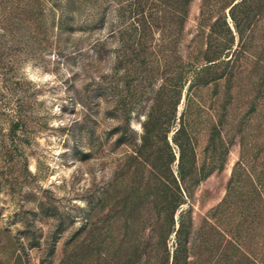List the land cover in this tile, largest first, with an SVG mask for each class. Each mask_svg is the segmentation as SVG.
Segmentation results:
<instances>
[{"label":"rangeland","instance_id":"rangeland-1","mask_svg":"<svg viewBox=\"0 0 264 264\" xmlns=\"http://www.w3.org/2000/svg\"><path fill=\"white\" fill-rule=\"evenodd\" d=\"M201 4L193 0L189 6L183 58L197 45L188 48ZM91 8L79 0H0L5 67L3 76L0 72V264H60L64 259L87 264L78 244L81 230L87 217L96 221L101 216L103 189L130 153L120 136L126 131L138 142L142 136L151 90L123 115L119 103L124 101V109H129L130 98L124 80L118 81L124 73L113 70L117 40L108 38L116 21L114 5L106 2L97 13ZM225 14L232 27L228 9ZM94 41L99 46L93 47ZM159 85L157 80L153 90ZM185 91L186 87L166 138L157 145L169 156L173 173L179 158L173 136L185 107ZM201 95L207 98L209 92ZM192 111L186 121L192 138L185 159H194L199 168L208 163L204 151L211 116L199 106ZM239 156L238 145L230 147L223 170L194 189L193 231L228 193ZM256 164L260 175L261 160ZM129 179L119 178L120 190ZM242 186L240 205L231 200L224 224L211 235L206 264H264V186L259 189L255 177L244 179ZM188 208L182 204L175 220ZM173 242L171 234L170 261ZM91 255L90 264H95L97 253ZM191 256L193 262L202 261Z\"/></svg>","mask_w":264,"mask_h":264},{"label":"trees","instance_id":"trees-1","mask_svg":"<svg viewBox=\"0 0 264 264\" xmlns=\"http://www.w3.org/2000/svg\"><path fill=\"white\" fill-rule=\"evenodd\" d=\"M79 1L90 3L96 13L106 2L114 5L116 21L108 38L117 40L113 70L124 73L118 81L124 80L130 98L129 109H124V101L119 103L123 115L129 114L144 91L152 93L139 142L126 131L120 136L119 142L126 141L130 153L103 189L101 216L96 221L86 218L78 243L81 260L90 264L96 252L95 264H206L211 235L218 234L216 228L224 224L231 200L234 206L240 205L244 179L255 177L259 189L264 186V0H202L197 31L188 48L197 45L187 58L181 50L193 0ZM3 37L0 33L2 76ZM98 43L94 41L93 47ZM157 80L160 85L154 91ZM185 87V107L173 136L179 149L173 173L169 156L157 145L166 138ZM204 91L209 92L207 98L201 95ZM198 106L211 116L204 151L208 163L199 168L194 159H185L192 138L186 121ZM233 145H238L240 156L226 187L228 193L193 231V191L213 172L223 170ZM257 160H261L260 175H256ZM128 176V185L120 190L119 178ZM257 187L254 191L261 195ZM107 201L111 203L104 205ZM182 204L189 208L181 210L175 220ZM171 234L170 261L167 241ZM190 256L202 261L193 262ZM60 264L70 263L64 259Z\"/></svg>","mask_w":264,"mask_h":264}]
</instances>
